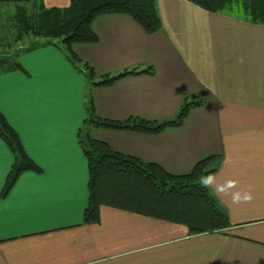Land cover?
Listing matches in <instances>:
<instances>
[{"label": "crops", "instance_id": "0c3cea01", "mask_svg": "<svg viewBox=\"0 0 264 264\" xmlns=\"http://www.w3.org/2000/svg\"><path fill=\"white\" fill-rule=\"evenodd\" d=\"M70 2L43 0L47 7ZM157 5L163 26L156 33L128 14H103L91 23L97 42L72 44L97 77L154 66V74L94 87L98 116L165 120L185 95L208 103L160 133L95 127L90 135L172 174L220 155L215 184L238 180L233 191L250 190L254 199L233 204L211 188L231 225L199 234L106 205L99 223H85L89 166L79 132L89 81L60 45L42 44L21 53L23 70L0 72V111L41 167L23 172L3 195L15 155L0 138V264H264V24L189 0Z\"/></svg>", "mask_w": 264, "mask_h": 264}, {"label": "trees", "instance_id": "16d2710c", "mask_svg": "<svg viewBox=\"0 0 264 264\" xmlns=\"http://www.w3.org/2000/svg\"><path fill=\"white\" fill-rule=\"evenodd\" d=\"M212 12H227L254 23L264 24V0H189ZM3 1H0V3ZM15 8L7 26L14 42L26 38L32 44L20 53L39 45L60 40L68 59L83 71L89 81L87 91V117L79 132L80 144L89 166V204L84 212V222L99 223L102 206H111L141 215L182 224L191 234L224 230L230 224L228 213L211 188H201L198 178L213 174L222 162L220 155H210L199 161L188 174H172L158 163L113 150L104 141L94 139L90 129L95 127L160 133L170 127L181 126L190 111L206 105L208 100L196 95H185L181 106L172 118L149 120L130 117L110 120L98 116L93 88L112 85L129 75L154 74L153 65L146 68L127 69L113 75L97 77L94 68L82 60L71 48L75 42H97L92 21L103 14L130 15L147 33L162 29L163 22L157 0H71L65 7H47L43 0L14 1ZM39 38L43 39L38 40ZM1 43V39H0ZM24 69L18 59L12 60L9 51L0 56V72ZM0 138L11 147L15 161L10 170L3 195H6L25 171L40 172L41 167L27 154L17 131L0 111Z\"/></svg>", "mask_w": 264, "mask_h": 264}, {"label": "rangeland", "instance_id": "374dc122", "mask_svg": "<svg viewBox=\"0 0 264 264\" xmlns=\"http://www.w3.org/2000/svg\"><path fill=\"white\" fill-rule=\"evenodd\" d=\"M14 10H15V8L13 6L10 7V5H7V4H0V39H1L0 56H2L5 52L9 51L11 54L12 60L18 59L20 61L21 53L17 57V55L15 54V49L20 48V50H21V49H24V48L30 46L32 44V41L30 39H32L33 37L32 38L31 37L26 38L20 42H14L12 35H9L6 33L9 31V29L7 26L4 28L3 24L8 23L9 16L12 14V11H14ZM210 12H212V11H210ZM220 13H223V12H220ZM38 40L43 41V39H41V38H39ZM54 42L55 43H53V44L60 45L62 47V49H65V46L60 42V40H54ZM16 51H17V49H16Z\"/></svg>", "mask_w": 264, "mask_h": 264}, {"label": "clouds", "instance_id": "9594fccd", "mask_svg": "<svg viewBox=\"0 0 264 264\" xmlns=\"http://www.w3.org/2000/svg\"><path fill=\"white\" fill-rule=\"evenodd\" d=\"M200 187L213 188L217 194L231 197V203L241 204L251 202L254 197L250 190H235L238 189L239 181L235 179H229L222 184H215L214 174L202 175L198 178Z\"/></svg>", "mask_w": 264, "mask_h": 264}]
</instances>
